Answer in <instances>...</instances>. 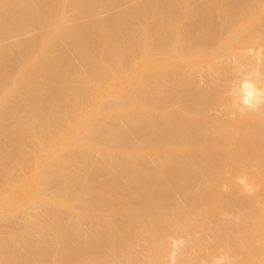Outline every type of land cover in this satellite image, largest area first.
I'll return each mask as SVG.
<instances>
[{"label": "bare ground", "instance_id": "6f19581e", "mask_svg": "<svg viewBox=\"0 0 264 264\" xmlns=\"http://www.w3.org/2000/svg\"><path fill=\"white\" fill-rule=\"evenodd\" d=\"M0 264H264V0H0Z\"/></svg>", "mask_w": 264, "mask_h": 264}]
</instances>
